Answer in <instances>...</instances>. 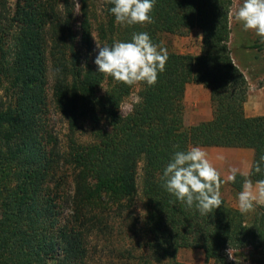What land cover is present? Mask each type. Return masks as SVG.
<instances>
[{
  "label": "trees",
  "instance_id": "obj_1",
  "mask_svg": "<svg viewBox=\"0 0 264 264\" xmlns=\"http://www.w3.org/2000/svg\"><path fill=\"white\" fill-rule=\"evenodd\" d=\"M104 1L98 19L89 0H79L77 29L74 0H18L10 65L0 43V91L8 93L0 99V264H89V240L101 236L110 242V222L133 206L140 163L142 253L120 252L103 264H187L177 258L181 249H200L204 264H250L239 259L246 249L264 256V205L242 214L223 194L225 185L264 180V164L260 173L253 167L264 155V115L247 117L237 107L246 100L248 84L229 46L232 0H155L154 23L131 26L118 24L113 5ZM193 28L202 33V52L168 51L157 83L141 82L139 101L123 114L121 103L134 85L98 71L92 31L101 46L147 32L161 48L162 35ZM189 83L210 89V120L185 123ZM49 101L71 131L64 151L48 129ZM81 121L90 125V142L75 139ZM193 146L254 151L249 176L222 183L223 203L207 216L176 200L160 179L173 154ZM63 170L71 177L70 196L60 190Z\"/></svg>",
  "mask_w": 264,
  "mask_h": 264
},
{
  "label": "rangeland",
  "instance_id": "obj_2",
  "mask_svg": "<svg viewBox=\"0 0 264 264\" xmlns=\"http://www.w3.org/2000/svg\"><path fill=\"white\" fill-rule=\"evenodd\" d=\"M18 0H0V43L5 50L6 64L10 65L14 56V26L12 17L14 16L16 3ZM76 8L74 10V23L78 29L80 21V4L79 0H74ZM243 0H232L231 11L234 12ZM104 0H89V9L92 14L98 19L101 18L104 8ZM229 25L231 35L229 46L235 64L244 74L248 88L246 100L237 104V107L243 111L247 116V112L253 117L264 115V43L261 42V37L257 36L252 30L245 31L242 23L236 22L233 17L229 16ZM95 29V26L93 27ZM92 39L95 51L97 48V34L92 31ZM254 46V47H251ZM161 48L167 49L182 54L198 55L202 52V33L200 29L193 28L185 35L178 34H164L161 37ZM7 86V83H5ZM5 86V87H6ZM52 78L49 75V100L51 97ZM105 88V86H103ZM141 90L140 83L134 85L131 93L124 98L121 103V112L127 114L131 111L132 107L139 101V92ZM8 93L5 90L0 91V99L6 100ZM49 110L47 114L48 129L59 142L60 149L65 150L69 142L71 131L66 118L60 114L54 107L53 103L49 101ZM75 139L78 142H90L92 139V130L86 121L79 123L78 129L75 132ZM68 171L63 170V174L59 177L58 181L62 184L60 188L63 195L70 196L72 192L71 177H68ZM141 182H142V163L139 164L137 170V193L134 198L133 206L121 218H113L110 222L113 225L114 233L111 241L96 236L92 237L89 241V251L91 262L89 264H103L108 261L106 258L114 260L113 257L120 256V252H125V257H129L127 253L138 255L142 253L140 247L143 237L142 222L146 213L144 200L141 195ZM239 186L229 185L224 186V195L228 202L238 207V194L243 185ZM69 210L67 207L63 209V217L67 218ZM127 252V253H126ZM229 253V252H228ZM242 255L240 260H244L250 264H264V256L259 255L251 250L241 251ZM177 258L187 264H204V254L200 249H181L178 252ZM232 260H236L232 258ZM132 264H139L137 259H130ZM116 262V261H115ZM207 264H214L209 261Z\"/></svg>",
  "mask_w": 264,
  "mask_h": 264
},
{
  "label": "clouds",
  "instance_id": "obj_3",
  "mask_svg": "<svg viewBox=\"0 0 264 264\" xmlns=\"http://www.w3.org/2000/svg\"><path fill=\"white\" fill-rule=\"evenodd\" d=\"M106 3L113 5L110 12L122 26L154 23L150 13L155 0H106ZM230 15L242 23L245 31H254L264 43V0H243ZM97 48L99 52L94 62L98 71L127 86L141 82L154 86L158 74L166 70L168 51L154 44L147 32L133 33L131 41H117L111 46L97 43ZM217 159L223 161L225 157L221 155ZM262 164L264 155L253 166L256 173L262 171ZM238 173L239 168L233 166L226 181H222L220 171L211 163L206 151L193 146L187 151H176L160 179L162 187L176 200L207 216L223 203L222 183H235ZM256 205H264V180L257 181L255 185L251 180H245L238 194V210L242 214L249 213L255 210ZM229 258H233L230 251Z\"/></svg>",
  "mask_w": 264,
  "mask_h": 264
},
{
  "label": "crops",
  "instance_id": "obj_4",
  "mask_svg": "<svg viewBox=\"0 0 264 264\" xmlns=\"http://www.w3.org/2000/svg\"><path fill=\"white\" fill-rule=\"evenodd\" d=\"M185 106V123L194 125L202 121H208L212 118L213 108L211 102V92L209 88L201 84L189 83L185 89L184 95ZM247 116L250 113L247 112ZM208 154L211 163L220 171L221 177L226 181L231 167H237L240 170L236 177L238 179L247 178L249 176L251 166L254 159V151L251 148L243 147H219V146H198ZM224 156L225 160L217 159L218 156ZM245 181H243L244 184ZM227 184H234L226 182ZM256 183H253L255 185ZM243 187V185H242ZM241 187V190H242Z\"/></svg>",
  "mask_w": 264,
  "mask_h": 264
}]
</instances>
